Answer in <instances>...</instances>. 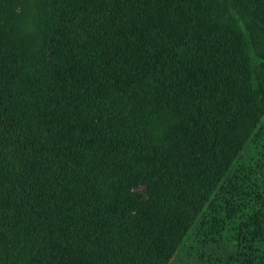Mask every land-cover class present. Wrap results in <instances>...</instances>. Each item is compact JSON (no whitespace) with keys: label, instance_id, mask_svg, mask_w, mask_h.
I'll return each instance as SVG.
<instances>
[{"label":"trees","instance_id":"obj_1","mask_svg":"<svg viewBox=\"0 0 264 264\" xmlns=\"http://www.w3.org/2000/svg\"><path fill=\"white\" fill-rule=\"evenodd\" d=\"M263 115L264 0H0V264H169Z\"/></svg>","mask_w":264,"mask_h":264},{"label":"rangeland","instance_id":"obj_2","mask_svg":"<svg viewBox=\"0 0 264 264\" xmlns=\"http://www.w3.org/2000/svg\"><path fill=\"white\" fill-rule=\"evenodd\" d=\"M261 189L264 190V115L216 191L215 195L219 198L218 201L226 202L229 209L226 211L225 208L212 206L218 208L217 210L224 211L225 214L222 215L224 223L220 226L217 225L220 218L212 216L213 208L205 211L193 225L182 247L169 264H228L231 245L224 238L212 243L210 233L212 230L218 229V234L222 231V226L226 230L227 217L232 222L238 220L231 215V210L234 208L238 210L236 216L238 218L252 210L251 213L261 216L260 220L262 221V218L264 219L263 209L254 206L255 202H258L262 197ZM134 191L143 195L142 187H136ZM225 196L226 198H224ZM262 198L264 199V197ZM213 221L215 225L210 226V222ZM221 234L223 236L224 233Z\"/></svg>","mask_w":264,"mask_h":264}]
</instances>
